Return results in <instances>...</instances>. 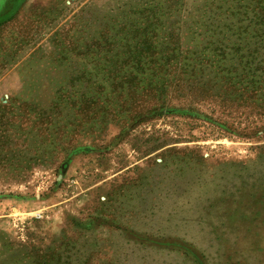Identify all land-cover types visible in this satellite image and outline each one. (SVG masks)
<instances>
[{
  "label": "rangeland",
  "instance_id": "obj_1",
  "mask_svg": "<svg viewBox=\"0 0 264 264\" xmlns=\"http://www.w3.org/2000/svg\"><path fill=\"white\" fill-rule=\"evenodd\" d=\"M9 1L0 0V12ZM224 6L26 0L0 25V264H195L158 240L185 243L206 264H264V108L257 95L238 108L216 103L220 76L203 67L193 84L173 70L180 85L174 81L163 100L182 109H152L141 119H125L149 106L134 91L123 118L107 112L102 123L86 121L88 104L76 114L72 97L81 63L94 58L106 30L123 35L130 18L145 23L155 12L156 25L198 57L207 43L220 42ZM215 46L206 54L220 60Z\"/></svg>",
  "mask_w": 264,
  "mask_h": 264
},
{
  "label": "trees",
  "instance_id": "obj_2",
  "mask_svg": "<svg viewBox=\"0 0 264 264\" xmlns=\"http://www.w3.org/2000/svg\"><path fill=\"white\" fill-rule=\"evenodd\" d=\"M25 1L10 0L7 8L0 12V25L16 15ZM223 3L225 4L224 11L221 12L223 18L218 27L224 28L225 31L217 33L219 39H216L220 42L207 43L208 46L198 57L195 51L190 53L184 51L179 42L170 39L164 28L160 29L156 25L161 22V18L155 12L140 13L146 15L145 23L130 18L124 25L123 35L121 30H115L111 34L113 36L109 37L110 32L106 30L107 37L101 34L97 46L90 52L94 58L101 56L100 54L104 57L100 60L91 58L88 64L81 63V66L83 65L81 87L72 93L73 99L77 95L74 100L76 114L85 113V104H88L86 107L88 115L93 114L86 120L88 122L99 119L102 123L107 112L114 114L116 118H123L121 113L124 107L132 103V91L137 96L145 98L149 106L140 110L136 116L128 113L125 118L127 120L144 118L146 114L153 112L152 109L159 110L165 107L171 108L172 111L182 109L165 106L163 100L164 95L169 94L172 89L174 81L178 79L173 70L184 71L189 77L185 81L189 83V79H192L193 84L198 83L199 73L196 74V70H200L201 73L203 67L213 68L220 76L221 91L214 94L216 103L238 108L249 105L257 95L256 105L263 109L264 0H223ZM234 27H237L235 31ZM231 31L234 33L229 37ZM214 45L216 46L212 54L216 56L222 52L217 56L220 60L215 58L212 60L210 55L206 54ZM108 55L111 57L107 58ZM87 65L92 66L90 71ZM172 75L174 76L171 77ZM177 83L178 80L175 88L180 85ZM261 92L263 93L258 95ZM251 106L254 108L255 104ZM190 108L192 107L184 110L195 111ZM154 243L182 251L191 257L195 264H206L204 256L185 243L176 240H158ZM21 263L22 261L14 259L6 264Z\"/></svg>",
  "mask_w": 264,
  "mask_h": 264
}]
</instances>
